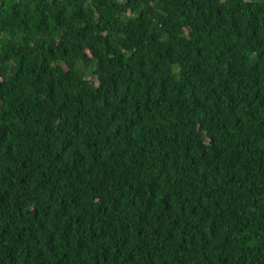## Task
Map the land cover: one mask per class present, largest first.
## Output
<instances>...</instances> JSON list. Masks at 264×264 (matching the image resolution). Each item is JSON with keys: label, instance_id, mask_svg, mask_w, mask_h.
<instances>
[{"label": "trees", "instance_id": "16d2710c", "mask_svg": "<svg viewBox=\"0 0 264 264\" xmlns=\"http://www.w3.org/2000/svg\"><path fill=\"white\" fill-rule=\"evenodd\" d=\"M0 264H264V0H0Z\"/></svg>", "mask_w": 264, "mask_h": 264}]
</instances>
